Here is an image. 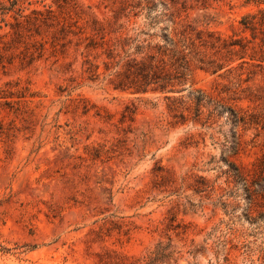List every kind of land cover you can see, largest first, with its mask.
I'll return each mask as SVG.
<instances>
[{
	"label": "rangeland",
	"instance_id": "1",
	"mask_svg": "<svg viewBox=\"0 0 264 264\" xmlns=\"http://www.w3.org/2000/svg\"><path fill=\"white\" fill-rule=\"evenodd\" d=\"M260 1L72 0L80 18L109 23L120 38L153 35V43L176 38L182 24L250 40L239 21L264 7ZM22 7L24 14L77 18L62 0H25ZM5 23H13L10 15L0 35L12 32ZM39 31L45 52L30 64L21 61L22 45L14 50L4 43L9 38L0 40V264H104L103 254L110 264H264V180L249 203L231 167L248 182L264 156V73L254 69L243 82L247 71L239 81L236 60L216 74L192 66L183 90L170 95L178 110L201 92L233 113L204 106L199 123L174 124L163 95L87 79L73 47L53 52L49 30ZM129 109L131 121H122Z\"/></svg>",
	"mask_w": 264,
	"mask_h": 264
},
{
	"label": "trees",
	"instance_id": "2",
	"mask_svg": "<svg viewBox=\"0 0 264 264\" xmlns=\"http://www.w3.org/2000/svg\"><path fill=\"white\" fill-rule=\"evenodd\" d=\"M24 1L8 0V6L0 2V22H5L7 15H10L13 20V23L4 24L12 32L3 33L0 35V40L9 38V41L4 43L8 45L7 48L14 50L22 45L23 52L19 53L22 55L21 61L30 64L34 59L43 56L47 42L40 37L39 28L45 26L51 34L50 48L52 51L56 52L57 46L60 47L61 52L67 45L72 46L81 57L80 71L82 75H86L87 79L106 78L107 84L114 90L129 92L133 95H163L166 100L171 102L167 109L172 113L174 124L184 125L191 122L192 125H195L199 123L202 114L201 107L204 106L212 107V110L222 109L219 110L220 113L224 110L233 113L231 108L213 102L201 92L190 98L193 100V106H186L182 110H178L177 99L170 95L183 90L192 66L216 74L236 60L239 61L240 73L237 75L239 81L244 74L243 71H247L243 82H248L256 75L254 69L264 73V7L259 8L257 13H250L242 17L239 21L243 30L250 31V40L237 39L234 34L225 37L201 32L195 30L190 24H182L180 31L175 35L176 38L162 37V42L153 43L151 42L153 35H148V38L143 40L120 38V32L110 30L109 23L96 17L80 18L77 6L72 0H62L65 8L76 11L74 14L77 15V18L69 21L64 18L59 20L51 10L33 9L30 14H24L22 7ZM259 3L264 4V0ZM139 11L133 14L134 17L138 16ZM149 13L148 11L145 14L147 19H150ZM257 14L262 17L257 19ZM31 29L35 36L40 37V40L27 41L33 37V33L28 35L24 32H29ZM138 34L146 33L141 30ZM258 34L263 37L260 38L259 43H255ZM112 36L117 43L116 46L111 44ZM131 42L136 44L130 51L128 45ZM116 47H119V51L116 50ZM232 70V68H228L226 71L230 74ZM81 105L82 113H87L90 107L85 102H82ZM133 113L134 111L129 109L127 114L122 116V121L125 119L131 121ZM212 113L209 112L208 117ZM245 121L246 118L243 116L234 117L236 124L245 123ZM248 121L254 124L258 123L253 119V116L249 117ZM238 147V142H236L230 147V153L236 154ZM99 156L100 152L95 150L93 157L98 158ZM231 167L233 178L242 183L246 198L249 199V203L253 202L258 196L254 188L264 180V156L253 163L252 169L249 171L251 177L248 182L238 168ZM260 196L264 197V195ZM260 216L264 219V212ZM177 228V225H168L169 230L177 231ZM178 233L183 234L185 230ZM103 256L104 254L99 255L101 261H104V264H110L108 260H103Z\"/></svg>",
	"mask_w": 264,
	"mask_h": 264
}]
</instances>
